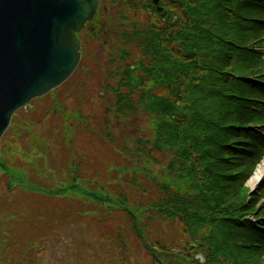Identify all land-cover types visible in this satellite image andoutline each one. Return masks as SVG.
Here are the masks:
<instances>
[{"label":"rangeland","instance_id":"1","mask_svg":"<svg viewBox=\"0 0 264 264\" xmlns=\"http://www.w3.org/2000/svg\"><path fill=\"white\" fill-rule=\"evenodd\" d=\"M100 1L98 19L79 34V68L18 110L1 141L0 264H154L126 213L114 208L150 204L163 176L176 170L164 132L144 111L129 117L114 91L123 64L136 69L130 33L147 12L134 21L126 0ZM64 189L72 195H60ZM149 226L142 225L148 242L174 254L182 248L176 222L155 218ZM171 255L165 258L174 264Z\"/></svg>","mask_w":264,"mask_h":264},{"label":"trees","instance_id":"2","mask_svg":"<svg viewBox=\"0 0 264 264\" xmlns=\"http://www.w3.org/2000/svg\"><path fill=\"white\" fill-rule=\"evenodd\" d=\"M260 2L162 0L167 17L156 14L153 24L147 20L133 30L130 43L136 40L139 47L136 69L124 68L114 91L129 117L144 111L153 129L164 132L168 141L162 146L173 153L176 170L163 176L160 194L150 204L114 208L126 213L128 227L143 244L142 225L150 227L151 219L181 227L178 253L161 242L146 246L154 263L171 264L165 255L173 254L174 264H203L195 258L203 253L204 264H264V222L260 228L248 218L264 187L248 202L245 187L264 155V136L246 128L256 117L252 100H264V87L254 77L264 74V56L258 49L235 46L250 47L261 37L264 25L255 21L264 19ZM233 73L255 80H237ZM65 189L60 195H72ZM258 213L264 218V206ZM113 227H106L110 235L104 231L99 237L113 239Z\"/></svg>","mask_w":264,"mask_h":264},{"label":"water","instance_id":"3","mask_svg":"<svg viewBox=\"0 0 264 264\" xmlns=\"http://www.w3.org/2000/svg\"><path fill=\"white\" fill-rule=\"evenodd\" d=\"M98 2L0 0V140L17 109L67 80L81 59L77 31Z\"/></svg>","mask_w":264,"mask_h":264},{"label":"bare ground","instance_id":"4","mask_svg":"<svg viewBox=\"0 0 264 264\" xmlns=\"http://www.w3.org/2000/svg\"><path fill=\"white\" fill-rule=\"evenodd\" d=\"M262 165H264V163L261 164V165L258 167L259 170H258L256 176L253 177V180H254V181H252L251 185L255 184V183L258 181L259 176L263 173V171H264V167H263Z\"/></svg>","mask_w":264,"mask_h":264}]
</instances>
